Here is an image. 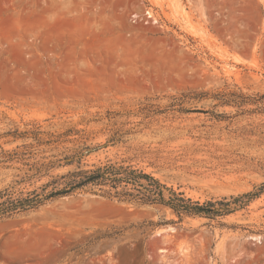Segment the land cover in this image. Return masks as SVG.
I'll list each match as a JSON object with an SVG mask.
<instances>
[{"label":"rangeland","instance_id":"374dc122","mask_svg":"<svg viewBox=\"0 0 264 264\" xmlns=\"http://www.w3.org/2000/svg\"><path fill=\"white\" fill-rule=\"evenodd\" d=\"M190 91L264 94V0H0V154L27 145L43 163L89 147L85 169L133 166L201 203L263 184L264 112L167 110ZM148 104L165 112L146 117ZM26 170L0 164V192L50 180L17 185ZM0 264H264V194L180 219L79 192L0 220Z\"/></svg>","mask_w":264,"mask_h":264},{"label":"trees","instance_id":"16d2710c","mask_svg":"<svg viewBox=\"0 0 264 264\" xmlns=\"http://www.w3.org/2000/svg\"><path fill=\"white\" fill-rule=\"evenodd\" d=\"M203 99L217 101L218 103L215 104L214 107L228 105L238 107L242 112H254L258 109L264 112V106L258 107L253 111L244 108L249 104H264V94L248 96L236 91H222L216 93L209 91H190L180 96L172 97L173 101L167 110L194 112L195 110L185 109L184 105ZM164 112L165 111L152 104H148L140 110V113L145 114L146 117ZM212 115L221 119L230 118L226 114H215L212 112ZM73 131L74 130H68L62 136H69ZM76 132L80 133V131ZM41 133L40 131L36 132L37 135ZM122 136L120 131H118L108 143L115 144L121 141ZM37 140H39V144L56 142H43L40 141V139ZM30 147L31 146L24 145L22 149L18 148L14 151L3 150L0 154V164L8 168L14 166V164H21L27 168L24 175L20 177V180L16 181L17 185L28 182L31 183L45 177L50 180L40 188L31 191L26 196L23 192L15 191V186L1 191L0 220L10 218L19 213L34 210L48 201L75 195L79 192H92L108 199H118L120 201L163 205L173 210L180 219H182V216H202L209 219H217L228 216L238 210L245 209L251 202L264 194L263 183L248 193L201 203L186 197L183 192H177L173 188L167 187L158 178L143 170L134 168L133 166L108 162L101 166H95L92 169H85L82 161L85 155L84 151H89L91 149L89 147L65 156L61 160L43 163H31L34 155L32 152H28V148ZM62 165H76V168L61 176H54L51 174L56 167ZM39 189L40 191H38Z\"/></svg>","mask_w":264,"mask_h":264}]
</instances>
